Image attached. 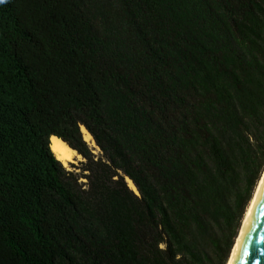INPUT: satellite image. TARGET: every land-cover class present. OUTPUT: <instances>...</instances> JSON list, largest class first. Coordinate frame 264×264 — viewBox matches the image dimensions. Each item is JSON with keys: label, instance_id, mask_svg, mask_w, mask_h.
I'll use <instances>...</instances> for the list:
<instances>
[{"label": "trees", "instance_id": "obj_1", "mask_svg": "<svg viewBox=\"0 0 264 264\" xmlns=\"http://www.w3.org/2000/svg\"><path fill=\"white\" fill-rule=\"evenodd\" d=\"M263 172L264 0L0 3V264H227Z\"/></svg>", "mask_w": 264, "mask_h": 264}, {"label": "water", "instance_id": "obj_2", "mask_svg": "<svg viewBox=\"0 0 264 264\" xmlns=\"http://www.w3.org/2000/svg\"><path fill=\"white\" fill-rule=\"evenodd\" d=\"M228 264H264V176Z\"/></svg>", "mask_w": 264, "mask_h": 264}, {"label": "bare ground", "instance_id": "obj_3", "mask_svg": "<svg viewBox=\"0 0 264 264\" xmlns=\"http://www.w3.org/2000/svg\"><path fill=\"white\" fill-rule=\"evenodd\" d=\"M81 130H82V133H83L84 141L89 146H91L92 148H96L97 150H100L97 147L96 143L94 142L93 137L91 136V134L84 127H82ZM50 149L53 152V154L55 155L56 159L59 162H61L65 168H67L69 166V164H71V163L73 164V163H76L77 161L78 162L84 161V158L81 155H79V153L77 151L71 149L64 141H62L61 139H59L57 137H52L51 142H50ZM68 170H70V169L68 168ZM263 176H264V172H263V174L261 176V179L259 180V182L257 184V187L255 189L253 198H252V200H251V202H250V204H249V206H248V208L246 210V213H245V216H244V219H243V223H242L241 229H242V227L244 225V222L246 220V217H247V215L249 213V210L251 208V205H252V203L254 201V198L256 196V193L258 191V188H259V186L261 184V181L263 179ZM127 181H128V185H129L130 189L133 190L135 193H137V189L134 186L133 182L131 180H129V179H127ZM241 229H240V232H241ZM240 232H239V234H240ZM238 237H239V235H238ZM233 249H234V247H233Z\"/></svg>", "mask_w": 264, "mask_h": 264}, {"label": "rangeland", "instance_id": "obj_4", "mask_svg": "<svg viewBox=\"0 0 264 264\" xmlns=\"http://www.w3.org/2000/svg\"><path fill=\"white\" fill-rule=\"evenodd\" d=\"M90 148H92L91 146H90ZM92 149H94L95 151H94V153L96 154V155H99V154H101L100 153V150H97L96 148H92ZM82 162H85V161H81V162H76V163H71V164H69V166L67 167V169L69 168L70 170H73L72 169V167H71V165H74V166H76V167H78V168H81V163ZM77 172H79V170L77 171ZM81 182H83V183H86V180H82Z\"/></svg>", "mask_w": 264, "mask_h": 264}, {"label": "clouds", "instance_id": "obj_5", "mask_svg": "<svg viewBox=\"0 0 264 264\" xmlns=\"http://www.w3.org/2000/svg\"><path fill=\"white\" fill-rule=\"evenodd\" d=\"M0 3H4V0H0Z\"/></svg>", "mask_w": 264, "mask_h": 264}]
</instances>
